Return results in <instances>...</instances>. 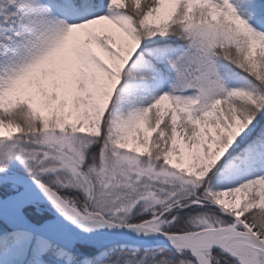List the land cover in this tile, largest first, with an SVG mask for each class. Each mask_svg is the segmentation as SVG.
<instances>
[{
    "label": "snow or ice",
    "instance_id": "6c2138e0",
    "mask_svg": "<svg viewBox=\"0 0 264 264\" xmlns=\"http://www.w3.org/2000/svg\"><path fill=\"white\" fill-rule=\"evenodd\" d=\"M0 264H264V0H0Z\"/></svg>",
    "mask_w": 264,
    "mask_h": 264
}]
</instances>
